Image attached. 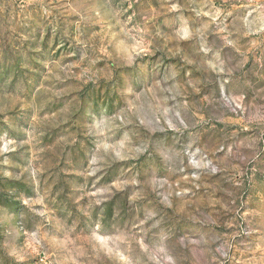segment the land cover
<instances>
[{
    "label": "rangeland",
    "instance_id": "1",
    "mask_svg": "<svg viewBox=\"0 0 264 264\" xmlns=\"http://www.w3.org/2000/svg\"><path fill=\"white\" fill-rule=\"evenodd\" d=\"M0 264H264V0H0Z\"/></svg>",
    "mask_w": 264,
    "mask_h": 264
}]
</instances>
